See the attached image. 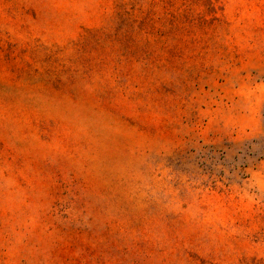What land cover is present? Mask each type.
Returning a JSON list of instances; mask_svg holds the SVG:
<instances>
[{"label": "rangeland", "instance_id": "374dc122", "mask_svg": "<svg viewBox=\"0 0 264 264\" xmlns=\"http://www.w3.org/2000/svg\"><path fill=\"white\" fill-rule=\"evenodd\" d=\"M0 264H264V0H0Z\"/></svg>", "mask_w": 264, "mask_h": 264}]
</instances>
